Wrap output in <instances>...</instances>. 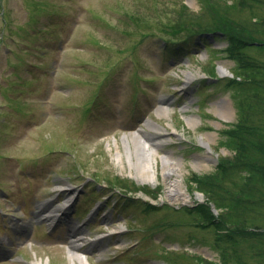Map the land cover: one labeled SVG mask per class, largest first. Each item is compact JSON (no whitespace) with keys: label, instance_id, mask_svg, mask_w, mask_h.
Listing matches in <instances>:
<instances>
[{"label":"rangeland","instance_id":"rangeland-1","mask_svg":"<svg viewBox=\"0 0 264 264\" xmlns=\"http://www.w3.org/2000/svg\"><path fill=\"white\" fill-rule=\"evenodd\" d=\"M183 3L193 17L206 18L204 0H0V235L19 243L0 264H82L69 256L75 224L82 225L75 239L85 264H264L263 239L237 236L233 243L226 230L198 219L193 206L207 202L215 215L228 209L192 180L233 159L224 131L240 123L239 104L255 93L263 100L253 118L264 130V83L228 86L244 67L264 80V48L245 47L244 59L254 64L246 65L226 51L225 39L211 36L207 47L200 36L166 43ZM252 4L264 18V0ZM241 14L259 19L250 9ZM143 131L163 141L157 178L145 184L130 175L123 140ZM166 153L180 161L189 202L168 196ZM248 176L235 169L221 188L238 191ZM255 184L261 204L247 224L264 227V182ZM221 188L215 191L230 195ZM48 200L53 204L39 216L70 201L67 222H37L39 203Z\"/></svg>","mask_w":264,"mask_h":264},{"label":"trees","instance_id":"trees-1","mask_svg":"<svg viewBox=\"0 0 264 264\" xmlns=\"http://www.w3.org/2000/svg\"><path fill=\"white\" fill-rule=\"evenodd\" d=\"M256 1L259 2L260 0H233L232 3H229L228 0H204V5L207 7V11H205L207 15L204 16L206 18L193 17L189 14L188 6L183 3L179 20L171 23L167 28V33H172V36L165 41L166 43L183 39L191 41L197 35H205L202 36V42L207 45L211 42V36H214L216 40L225 39L227 41L226 51L233 58L246 65H254L251 63L253 59L248 57L244 59L242 50L250 44L264 48V18L261 16L259 18V15L258 17L256 15L255 6L252 4ZM248 9H250L254 18L259 19L250 22L244 20L241 12L243 13ZM168 48L171 49L170 46L165 49ZM251 69L244 67L242 71L238 72L240 75L235 74L234 78L228 80V86L236 87L250 84L257 89H262L264 80L257 79L254 73L248 72ZM254 69L261 70L262 66L256 65ZM244 73L247 75L245 81L241 76ZM255 74H259V72ZM210 75L211 78L217 77L215 73H210ZM261 100H263L261 94L255 93L254 98L248 103L245 101L240 102V119L242 120L231 129L224 131L228 136L225 142L226 145L235 151L233 159L223 158L220 160L219 169L213 174L205 176L195 174L192 178L194 183L200 185V190L205 195H210L218 208L228 209L226 212L222 211L220 214L215 215L211 206L206 202L204 209H201L204 206L202 204L194 208L200 211L198 219L202 222L207 221L208 224L215 225L220 230H226L225 239L232 242L233 239L236 241L237 236L244 239L258 237L264 240V227L248 225V212L258 209L261 204V201L257 198V193L260 194L261 188L256 187L255 183L264 182V130L261 124L253 118L257 108L262 103ZM235 169H244L250 176L243 181L238 191L234 190L233 192L225 187L221 188L220 180L228 179L229 172L232 174ZM119 182L122 187H130L128 182L122 180H119ZM215 187L227 189L230 195H225L224 190V194L217 193ZM134 189L138 191L140 188L134 186ZM242 192L245 193L244 196ZM241 264H245V261Z\"/></svg>","mask_w":264,"mask_h":264},{"label":"bare ground","instance_id":"bare-ground-1","mask_svg":"<svg viewBox=\"0 0 264 264\" xmlns=\"http://www.w3.org/2000/svg\"><path fill=\"white\" fill-rule=\"evenodd\" d=\"M220 71L222 73H225L227 71L226 68L220 67ZM188 79H191L193 77V74L188 73L187 75ZM223 111L225 113H228V108L226 106V103L223 101ZM167 107L161 106L159 108L160 113H166ZM188 122L190 124H194V119H189ZM157 128V126H155ZM147 136V138H146ZM161 134L157 133H148L146 131H143V134L133 132L130 134V136L125 135L124 136V144H125V153L127 156V162L130 166L131 172L130 175L137 179L140 183H150L154 182L157 178L156 169H155V162L157 154L156 147L163 143V141H157V138ZM149 138V139H148ZM152 140L153 142H150ZM131 142L133 143L134 149L132 148ZM116 159L120 164H124V153H122L121 150H118L116 154ZM163 171L165 177L169 179V188H168V196L172 197V199H181L184 202L190 201V195L187 194L185 190V186L181 179V174L179 173V167H180V161L176 160L172 153H166L163 157ZM202 161H197L198 166H202ZM201 197V196H200ZM70 203V201L68 202ZM64 208L67 206V203L63 205ZM60 209L63 207L58 206ZM57 215L55 213H52L49 216L50 220H55ZM75 230L76 228L73 227ZM76 235H74L71 241L70 246L71 250L69 251V256L72 262L79 261L82 264H85V259L82 257L80 252H78L76 249L82 247V243L78 242V239H75ZM36 264H43V262L38 261L35 262Z\"/></svg>","mask_w":264,"mask_h":264}]
</instances>
